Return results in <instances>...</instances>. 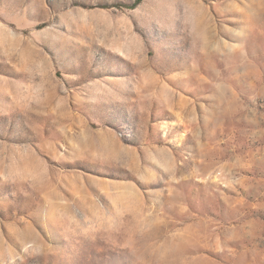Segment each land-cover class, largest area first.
Wrapping results in <instances>:
<instances>
[{
	"label": "rangeland",
	"instance_id": "374dc122",
	"mask_svg": "<svg viewBox=\"0 0 264 264\" xmlns=\"http://www.w3.org/2000/svg\"><path fill=\"white\" fill-rule=\"evenodd\" d=\"M0 0V264H264V0Z\"/></svg>",
	"mask_w": 264,
	"mask_h": 264
},
{
	"label": "trees",
	"instance_id": "16d2710c",
	"mask_svg": "<svg viewBox=\"0 0 264 264\" xmlns=\"http://www.w3.org/2000/svg\"><path fill=\"white\" fill-rule=\"evenodd\" d=\"M139 2H140V0H138V1L136 2V4L134 5V7H135L137 4H139Z\"/></svg>",
	"mask_w": 264,
	"mask_h": 264
}]
</instances>
